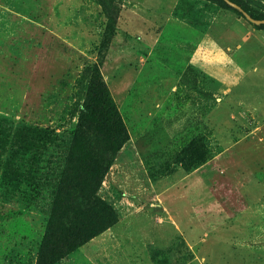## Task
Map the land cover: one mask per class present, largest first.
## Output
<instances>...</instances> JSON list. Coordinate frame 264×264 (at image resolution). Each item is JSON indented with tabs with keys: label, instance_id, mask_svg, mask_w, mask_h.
Wrapping results in <instances>:
<instances>
[{
	"label": "rangeland",
	"instance_id": "1",
	"mask_svg": "<svg viewBox=\"0 0 264 264\" xmlns=\"http://www.w3.org/2000/svg\"><path fill=\"white\" fill-rule=\"evenodd\" d=\"M0 0V264H264V31L211 0ZM99 73L128 133L97 195L72 159ZM62 190V191H60Z\"/></svg>",
	"mask_w": 264,
	"mask_h": 264
},
{
	"label": "trees",
	"instance_id": "2",
	"mask_svg": "<svg viewBox=\"0 0 264 264\" xmlns=\"http://www.w3.org/2000/svg\"><path fill=\"white\" fill-rule=\"evenodd\" d=\"M109 23L116 24L120 11L118 1L97 0ZM233 9L241 16L254 20H264V0H211ZM228 1L235 4L233 8ZM264 31V24L255 25ZM128 139V133L119 111L99 73L87 92L79 109L78 125L74 132L72 159H66L61 170L63 183L75 179L82 188L85 205H94L100 215L102 226L89 235H74L62 230L51 222L45 233L42 251L49 255L58 252L59 256L72 251L76 246L102 233L111 227L117 216L97 195L101 181L113 163L116 153ZM62 191V190H60Z\"/></svg>",
	"mask_w": 264,
	"mask_h": 264
},
{
	"label": "water",
	"instance_id": "3",
	"mask_svg": "<svg viewBox=\"0 0 264 264\" xmlns=\"http://www.w3.org/2000/svg\"><path fill=\"white\" fill-rule=\"evenodd\" d=\"M228 4L233 7V8H237V6L231 2L228 1ZM246 17L252 22L254 23L255 25H259V24H264V20H254L252 19L251 17L247 16Z\"/></svg>",
	"mask_w": 264,
	"mask_h": 264
}]
</instances>
